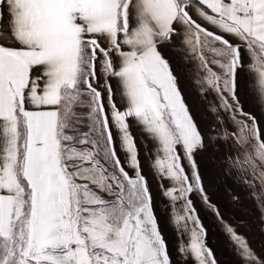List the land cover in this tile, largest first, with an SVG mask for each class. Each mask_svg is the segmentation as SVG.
Segmentation results:
<instances>
[{
    "label": "snow or ice",
    "instance_id": "6c2138e0",
    "mask_svg": "<svg viewBox=\"0 0 264 264\" xmlns=\"http://www.w3.org/2000/svg\"><path fill=\"white\" fill-rule=\"evenodd\" d=\"M173 36L193 55L209 48L221 57L217 73L198 56L218 97L207 134L160 51ZM245 72L264 106V0H0V264H176L133 124L160 153L149 167L178 229L177 255L217 264L192 199L200 193L211 205L195 156L228 143L229 171L264 190V121L245 112L237 92ZM220 219L241 264H264Z\"/></svg>",
    "mask_w": 264,
    "mask_h": 264
},
{
    "label": "crops",
    "instance_id": "0c3cea01",
    "mask_svg": "<svg viewBox=\"0 0 264 264\" xmlns=\"http://www.w3.org/2000/svg\"><path fill=\"white\" fill-rule=\"evenodd\" d=\"M190 14L194 20L206 29L223 35L224 38L229 39L232 43H236L234 37L220 32L199 17L197 13L190 10ZM209 14H211L210 10ZM181 32L183 33L182 27ZM160 51L169 61L173 74L177 77L178 87L193 119L198 124L200 131L207 134L210 127L216 123V116L210 111V107L214 104L218 105V97L204 83L208 74L200 66L198 48L197 54L193 55L191 45L184 43L181 36H173L171 43L161 46ZM209 51L213 56L212 71L218 73L219 67L213 61L219 60L221 57L210 49ZM249 80L250 77L246 72L238 76L237 92L240 101L244 106L245 112H250L256 117L257 121H264V106L257 102L254 90L249 87ZM112 84L115 90L116 84L114 80ZM114 99L117 101V106L122 108L123 102L120 100L118 93ZM222 115L226 120V114ZM238 116L241 120L245 119L243 116ZM131 131L139 149L141 166L148 176L153 195V207L160 230L168 242L169 251L176 264H185L184 260L176 253L178 229L171 222L169 201L161 195L160 187L156 179L153 178L149 167L152 163L149 155L153 153L160 155V153L153 148V144L147 140V137L139 127L133 124ZM229 151L230 145L220 141L209 144L204 150L198 151L195 156L203 181L204 192L211 201V205L201 199L202 194L200 193L194 194L192 199L198 213L199 222L206 230V246L211 249L217 264H241L237 248L228 234L224 232L220 217L223 218V221L233 226L239 234L246 237L248 243L258 254L264 255V210L259 206L261 200H258L253 195L255 191L257 195L264 198V190L259 185H256L254 189L248 187L242 182L241 176L237 172L229 171L224 161V157ZM117 154L123 163L124 153L120 151L119 147H117ZM164 183L167 186L169 181L165 180ZM217 209L219 210V215L216 214ZM177 212L179 213V208H177ZM189 224L191 226V222ZM187 241L188 234L185 232L183 242ZM189 262L192 264L191 261Z\"/></svg>",
    "mask_w": 264,
    "mask_h": 264
},
{
    "label": "rangeland",
    "instance_id": "374dc122",
    "mask_svg": "<svg viewBox=\"0 0 264 264\" xmlns=\"http://www.w3.org/2000/svg\"><path fill=\"white\" fill-rule=\"evenodd\" d=\"M198 53H199V55L202 54V55L204 56L205 61H206V63H207V68H210V69L212 70L213 68L211 67V63H212V60H213V56H212L211 52L209 51V48H204V50H203L202 52H201L200 49L198 48ZM205 71H206V70H205ZM206 73H207V71H206ZM207 74H208V73H207ZM75 111H76L77 113H80V112H85L86 109H84V108H75ZM236 118L241 120V118H240L238 115H237ZM86 123H87L86 121L83 122V124H86ZM81 131H87V128L81 126ZM78 147H87V146H79V145H78ZM189 264H190V262H189Z\"/></svg>",
    "mask_w": 264,
    "mask_h": 264
}]
</instances>
